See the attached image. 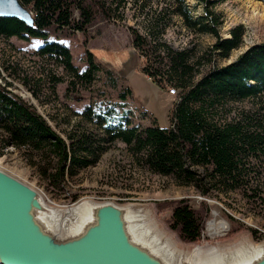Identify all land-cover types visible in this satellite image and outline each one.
<instances>
[{"label": "trees", "instance_id": "trees-1", "mask_svg": "<svg viewBox=\"0 0 264 264\" xmlns=\"http://www.w3.org/2000/svg\"><path fill=\"white\" fill-rule=\"evenodd\" d=\"M194 1L202 5L203 14L197 18L192 16L186 0H171L173 13L188 30L215 37V43L198 59L194 60L188 51H174L162 43L160 38L167 24L159 16L146 19L145 36L129 32L132 48L145 60L141 73L157 87L166 82L175 93L179 91L168 115V128L132 125L130 113L119 115L116 105L107 99L106 108L92 103L81 113L82 121L101 134L78 124L62 137L29 102L9 90L11 84L0 83V150H25L31 164L37 166L53 188H59L67 177L95 166L108 146L120 142L139 168L169 178L178 186L193 187L202 197L242 189L247 185L249 161L264 156V121L244 116L221 124L217 118L230 103L264 96V41L249 48L233 63L216 67L214 56L228 59L242 47L244 30L237 27L230 32L229 39H222L217 32L218 20L209 9L229 0ZM20 2L32 15L33 28L16 19L0 18V38L41 40L43 44L35 56L63 70L69 79L66 96L77 87L87 89L97 83L110 91L119 89V75L88 50L86 69L79 71L72 64L69 49L58 42L76 33L85 36L93 26L109 23L114 10L107 1ZM51 38L54 40L50 41ZM134 58L125 65L123 76L135 69ZM202 67L206 68L200 74ZM61 81L52 77L54 84ZM118 91L116 99L121 104L131 96L128 88ZM99 97H104L103 91H99ZM155 209L158 215L169 213L164 223L181 244H201L210 218L206 202L202 201L197 208L187 199L156 202ZM246 230L259 241L256 230L245 229L235 222L222 239H232Z\"/></svg>", "mask_w": 264, "mask_h": 264}, {"label": "rangeland", "instance_id": "rangeland-1", "mask_svg": "<svg viewBox=\"0 0 264 264\" xmlns=\"http://www.w3.org/2000/svg\"><path fill=\"white\" fill-rule=\"evenodd\" d=\"M105 1L114 10L113 19L109 23L93 26L85 36L76 33L58 42L69 49L72 64L79 71L86 69L85 51L88 50L96 60L119 75L118 90L128 88L131 91V96L125 103L117 101L118 90L110 91L100 83L87 89L77 87L66 96L69 79L63 70L52 62L35 56L37 48L43 44L41 40L0 38V83L11 84L9 90L29 102L62 137L78 124L88 131H98L82 121L81 113L92 103L106 108L107 99L116 105L115 111L119 115L123 112L130 113L132 125L141 128L153 124L160 128L169 127L171 101L175 102L177 96H169L167 92L173 87L166 82L157 87L141 73L145 60L130 43V30L145 36L147 18H163L167 27L160 38L162 43L174 51H188L194 60L208 52L215 43L214 36L188 30L173 13L171 0ZM186 4L193 17L202 16L201 4L194 0H186ZM209 10L218 20L217 32L222 39H229L230 32L237 27L244 30L242 47L233 51L228 59L214 56L213 63L216 67L233 63L249 48L264 41V3L255 0H229L217 3ZM52 40L54 38L50 39ZM132 56H135L136 67L125 77L122 72ZM205 68H200V74ZM52 77L62 81L54 84ZM99 91L104 92V97H99ZM244 116L264 121V96L256 100L230 103L218 115L217 120L221 124L231 123ZM98 133L101 134V131ZM0 153V169L37 190L54 208L66 209L83 200L140 206L145 212L148 227L162 239L169 241L177 252L186 254L196 247H201L203 252L215 249L228 251L243 242H264V156L258 161H249L247 185L242 189L230 193L213 192L210 196L202 197L193 187L178 186L169 178L139 168L132 161L125 145L120 142L108 146L95 166L80 171L72 178L67 177L59 188H53L47 183L37 166L31 164L25 150L8 148L0 150ZM34 162L37 163L36 158ZM180 199L190 200L195 208L202 201L209 206L210 218L199 246L181 244L164 223L169 213L158 215L156 212V202ZM211 218L214 219L212 232L207 229ZM233 222L245 229L256 230L259 241L247 230L232 239L223 240ZM207 239L218 241L208 242Z\"/></svg>", "mask_w": 264, "mask_h": 264}, {"label": "water", "instance_id": "water-1", "mask_svg": "<svg viewBox=\"0 0 264 264\" xmlns=\"http://www.w3.org/2000/svg\"><path fill=\"white\" fill-rule=\"evenodd\" d=\"M0 18L34 24L20 0H0ZM52 208L0 169V264H264V242H243L198 260L191 251L177 252L135 204L83 200L71 215Z\"/></svg>", "mask_w": 264, "mask_h": 264}, {"label": "bare ground", "instance_id": "bare-ground-1", "mask_svg": "<svg viewBox=\"0 0 264 264\" xmlns=\"http://www.w3.org/2000/svg\"><path fill=\"white\" fill-rule=\"evenodd\" d=\"M169 90H171L172 92L175 93L174 89H169ZM53 208H52L53 212L56 211V212H58V214L62 213V214H66V215H71V213L75 211L76 205L67 207L66 209H58V208L53 209ZM58 214H56V215H58ZM213 226H214V219L211 218V221L208 223V228L207 229H210L211 232H212L213 231ZM191 254H192V258L198 260V259H201V258L202 259H204V258H213V257L217 256L219 253H218V250H216V249L215 250H210L209 252H203V249L201 247H196V248H194L191 251Z\"/></svg>", "mask_w": 264, "mask_h": 264}, {"label": "built area", "instance_id": "built-area-1", "mask_svg": "<svg viewBox=\"0 0 264 264\" xmlns=\"http://www.w3.org/2000/svg\"><path fill=\"white\" fill-rule=\"evenodd\" d=\"M167 93H168L169 96H173V97L177 96V93H174L171 90H168Z\"/></svg>", "mask_w": 264, "mask_h": 264}, {"label": "crops", "instance_id": "crops-1", "mask_svg": "<svg viewBox=\"0 0 264 264\" xmlns=\"http://www.w3.org/2000/svg\"><path fill=\"white\" fill-rule=\"evenodd\" d=\"M173 103H174V102H173V101H171V106H170V108H172V105H173Z\"/></svg>", "mask_w": 264, "mask_h": 264}]
</instances>
